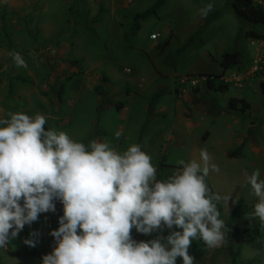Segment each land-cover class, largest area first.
Masks as SVG:
<instances>
[{
    "label": "rangeland",
    "instance_id": "1",
    "mask_svg": "<svg viewBox=\"0 0 264 264\" xmlns=\"http://www.w3.org/2000/svg\"><path fill=\"white\" fill-rule=\"evenodd\" d=\"M154 2L0 0V119L17 112L42 114L47 130L63 131L80 143L88 138L87 147L92 141L106 142L122 152L139 144L151 156L160 180L181 167V160L199 161L200 150L206 149L210 164L219 168L206 179L211 192L221 197L217 209L226 225L225 240L209 248L196 238L188 254L194 264H229L231 222L236 263L264 264V225L251 218L258 198L247 183L255 170L264 176V75L253 69L264 46L253 39L247 44L243 34L234 37L240 28L257 26L238 18L231 0H165L134 30L133 16ZM208 3L213 8L202 16L200 9ZM194 34L189 47L168 57ZM234 50L243 55L221 77L227 91L202 88L206 77L197 73L219 72L222 54ZM12 52L27 67L15 66ZM98 86L107 93V102L95 91ZM162 90L148 114L150 99ZM238 96L250 105L244 112L226 107L229 98ZM117 102L123 103L119 110ZM54 203V212L39 214L0 249V264H41L43 255L51 253L55 241L50 232L63 215L62 204ZM238 203L246 206L231 220ZM168 234L167 228L148 235L131 230L137 242ZM29 239L41 255L28 253L24 241ZM176 264H182L181 258Z\"/></svg>",
    "mask_w": 264,
    "mask_h": 264
},
{
    "label": "clouds",
    "instance_id": "2",
    "mask_svg": "<svg viewBox=\"0 0 264 264\" xmlns=\"http://www.w3.org/2000/svg\"><path fill=\"white\" fill-rule=\"evenodd\" d=\"M212 8L208 3L200 14ZM11 57L15 66L27 67L19 53ZM9 116L0 119V249L39 214L54 212V201L62 204L63 215L50 232L55 247L41 264H176L177 257L194 264L188 254L194 239L209 248L223 244L221 197L206 183L209 171L219 168L210 164L206 149L199 161L181 160L172 175L158 180L139 144L122 152L106 142L86 147L63 131H45L42 114ZM247 183L258 198L251 218L264 225V176L255 170ZM133 228L145 235L167 228L169 234L137 242ZM24 243L35 246L31 239Z\"/></svg>",
    "mask_w": 264,
    "mask_h": 264
},
{
    "label": "trees",
    "instance_id": "3",
    "mask_svg": "<svg viewBox=\"0 0 264 264\" xmlns=\"http://www.w3.org/2000/svg\"><path fill=\"white\" fill-rule=\"evenodd\" d=\"M262 1H264V0H262ZM164 3H165V0H155V2L152 4V6H150L148 9H146L143 12L136 13L133 16V19H134L133 20L134 21L133 22L134 23L133 29L137 30L139 27V20L146 19V18L150 17L151 15H153L154 13H156V11L162 5H164ZM230 4H231V8H232L233 12L236 14V16L240 20L252 23L253 25L257 26L256 28H250V29L244 30V31H242V29H240L239 32L240 33L243 32V36H245L247 38H251L253 40L264 41V7L262 6V4H260L256 0H231ZM197 33H199V31H197ZM196 35L197 34L190 36V38L177 51L168 55V57H174L175 55L180 54L184 49L189 47L190 44L194 41ZM242 55H243V53L239 50H234L232 52L223 53L222 59L220 61V65L222 67L221 73L223 74L230 67L239 65L241 62V59H242ZM260 68H261V71L264 75V55L262 58V62L260 63ZM201 74L207 76V78L205 80V84L212 91L219 92V93H223V92L227 91L229 85L225 82H220L218 80L219 77L222 76V74L207 73V72L201 73ZM95 91L100 96L103 97L104 102H107V97H105L107 93L101 87H99V86L96 87ZM162 93H163V90L158 91L157 93H155L152 96V98L150 99V102L148 104V114L153 112L154 107L157 105L159 95H162ZM108 102H110L109 99H108ZM122 106H123L122 102L115 103V108L117 110L121 109ZM226 107L229 110H238L240 112H244L245 110H247L250 107V105L243 98L231 97L228 99ZM263 109H264V90H263ZM44 129H45V131H47L46 127H44ZM141 134H142V132H140L139 138L141 137ZM88 140L89 139L86 138L82 142L86 147H87L86 143L88 142ZM234 152H237V151H234ZM234 154H233V152L231 153V155H234ZM158 180H160V179H158ZM206 183H207L209 189L212 191L211 186L209 185L207 179H206ZM245 206H246V204H237L231 213V216H230L231 220L235 219L239 214H241L242 211L244 210ZM228 224H229L230 233H229L228 241L226 244V250L228 253V257H229V264H237L236 260L238 257V252L233 248V238H234V235L236 233V230L234 229L233 225H231V222H229ZM27 251L29 254L34 255V256L41 255V253H42L41 251H38L34 247L29 246V245L27 246Z\"/></svg>",
    "mask_w": 264,
    "mask_h": 264
},
{
    "label": "crops",
    "instance_id": "4",
    "mask_svg": "<svg viewBox=\"0 0 264 264\" xmlns=\"http://www.w3.org/2000/svg\"><path fill=\"white\" fill-rule=\"evenodd\" d=\"M205 23H206V20H205V19H202V28H204ZM240 29H241V28H240ZM240 29L237 30V32H236V34H235V36H234L236 39H237L238 37L242 36V34H243V32H241V33L239 32ZM247 30H248V29H247ZM242 31H244V30H242ZM243 37L246 39L247 44H248V41H250L251 38H247V37H245V36H243ZM221 59H222V58H221ZM219 64H220V62H219ZM239 67H240V66H239ZM255 67H256V66H255ZM255 67H254V68H255ZM230 68H231V67H230ZM240 68H241V67H240ZM240 68H238V70H239ZM254 68H253V69H254ZM227 70H228V69H227ZM221 72H222V68H221V70H220L219 72H207V73H219V74H222ZM201 73H206V72H198L197 74H201ZM224 74H225V73H223L222 76H223ZM201 75H203V74H201ZM204 76H205V75H204ZM222 76H220L218 80H219L220 82H225V81H223V80L221 79ZM205 77L207 78V76H205ZM205 80H206V79H205ZM225 83H227V82H225ZM227 84H228V83H227ZM204 87H205L206 89H208V90H211L210 88H208V87L206 86V84H205V86H202V88H204ZM235 98H242V97H239V96H238V97H235ZM147 110H148V107H147ZM236 150L239 151L240 148L238 147V149H236ZM233 152H234V151H233ZM238 204H243V203H238ZM236 205H237V204H236ZM236 205H235V206H236ZM234 208H235V207H234ZM233 210H234V209H233Z\"/></svg>",
    "mask_w": 264,
    "mask_h": 264
},
{
    "label": "built area",
    "instance_id": "5",
    "mask_svg": "<svg viewBox=\"0 0 264 264\" xmlns=\"http://www.w3.org/2000/svg\"><path fill=\"white\" fill-rule=\"evenodd\" d=\"M258 2L260 3V4H262V6L264 7V1H260V0H258ZM157 37V34H152L151 35V38H153V39H155ZM256 41H260V40H256ZM261 43H262V45L264 46V41H260ZM264 55V54H263ZM263 55H262V57L260 58V63L262 62V58H263ZM260 63H256V66L257 67H255L254 68V70L255 69H257V68H260ZM258 64V65H257ZM261 69V68H260Z\"/></svg>",
    "mask_w": 264,
    "mask_h": 264
}]
</instances>
